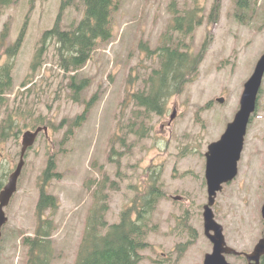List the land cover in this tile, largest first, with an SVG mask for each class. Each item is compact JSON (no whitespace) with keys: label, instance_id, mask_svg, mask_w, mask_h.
Masks as SVG:
<instances>
[{"label":"rangeland","instance_id":"rangeland-1","mask_svg":"<svg viewBox=\"0 0 264 264\" xmlns=\"http://www.w3.org/2000/svg\"><path fill=\"white\" fill-rule=\"evenodd\" d=\"M115 1L113 38L100 42L78 72L60 66L54 46L37 73L31 72V65L62 3L61 27L68 30L83 18V0L31 1V13L30 0L0 7V33L4 24L9 28L5 47L0 48V66L10 64L13 72L4 112L8 108L17 115L22 129L18 141L0 143V192L19 161L22 134L46 122L52 139L42 133L27 152L18 191L5 208L8 222L2 230L0 264H28L24 239L35 237L41 225H51L52 264H76L95 211H101L108 224L118 223L122 212L152 186L163 198L149 217V247L139 264H203L212 252L204 234L205 153L239 110L244 84L264 54V0ZM175 3L181 16L201 8L197 14L204 23L193 33L191 49L199 51L209 31L213 42L197 77L167 101L165 114L147 115L129 98L145 88L159 66L153 51L191 41L170 34ZM215 3L221 7L220 17L211 24L208 16ZM24 28L22 47L10 58L4 51ZM86 79L84 91L76 90L75 95L72 81ZM94 95L98 100L86 119L79 118ZM221 97L223 104L217 102ZM174 110L177 115L171 120ZM76 123L82 126L75 127ZM50 158L56 159L60 176L47 183L45 191L57 197L60 206L56 212L46 211L41 223L36 209ZM238 168L237 177L218 193L213 212L227 244L252 251L264 237V80ZM177 196L182 200L175 201ZM227 260L245 264L237 257Z\"/></svg>","mask_w":264,"mask_h":264},{"label":"trees","instance_id":"trees-1","mask_svg":"<svg viewBox=\"0 0 264 264\" xmlns=\"http://www.w3.org/2000/svg\"><path fill=\"white\" fill-rule=\"evenodd\" d=\"M13 3L14 0H0V7H8ZM84 3V18L70 30L61 28L64 9L62 6L54 27L42 36L41 47L37 49L32 65L34 73L42 67L43 58L52 46L57 51L58 62L64 70L78 71L90 60L100 41L109 42L112 39L111 20L112 13L117 10L116 1L84 0ZM213 12L216 13V8ZM185 19V17H176L173 28L185 33L191 32L193 24L189 21L185 24ZM200 23L199 20L197 24ZM8 29L6 26L0 35V48L8 39ZM24 33L25 28L16 42L5 50V55L14 57L17 54ZM171 46H162L154 52V54L158 53L159 68L153 71L144 89L130 95L131 102L138 109L144 110L147 115L164 113L168 99L183 91L185 85L197 73L198 66L205 55L204 49L197 55H193L182 52L179 47ZM12 87L11 65L0 66V143H5L9 139L17 140L22 130L17 115L9 113L8 108L4 112L8 105L5 94ZM72 87L82 90L85 83L74 82ZM96 98L97 96H94L91 102ZM55 170L56 160L50 158L44 172L45 183L58 176ZM161 198H163L161 190L157 186H152L147 194L137 198L130 208L122 212L119 223L109 225L101 215L97 214L90 218L78 251L76 264H139L152 231L149 217ZM58 208V198L47 194L45 186H42L37 204L41 223L45 222L41 219L46 211L56 212ZM51 237V225H41L36 238L24 239V244L29 247L28 264H52L49 246ZM262 264H264V257Z\"/></svg>","mask_w":264,"mask_h":264},{"label":"water","instance_id":"water-1","mask_svg":"<svg viewBox=\"0 0 264 264\" xmlns=\"http://www.w3.org/2000/svg\"><path fill=\"white\" fill-rule=\"evenodd\" d=\"M264 77V55L258 62L253 75L245 84V89L241 97L240 110L235 115L233 122L229 123L221 139L209 146L206 166V180L208 184L209 202L204 207L205 234L214 244L212 254L205 257L204 264H230L226 261L225 253H234L233 249L226 247L223 235V228L214 219L211 207L215 203L217 193L222 190V185L231 182L238 174V162L244 146L247 126L251 114L256 109L258 93L260 91ZM223 102V99H219ZM175 113L172 115L174 118ZM41 128L36 131H27L22 139V157L15 171L10 175L8 183L0 192V239L2 237V227L7 223L5 207L10 203L11 198L17 191L18 179L24 166V154L26 150L33 146ZM46 131V129H45ZM176 200H181L176 197ZM264 218V205L262 208ZM213 232V234L211 233ZM264 255V239L256 246L254 253L248 256L249 262L260 263V257Z\"/></svg>","mask_w":264,"mask_h":264},{"label":"flooded vegetation","instance_id":"flooded-vegetation-1","mask_svg":"<svg viewBox=\"0 0 264 264\" xmlns=\"http://www.w3.org/2000/svg\"><path fill=\"white\" fill-rule=\"evenodd\" d=\"M212 245V244H211ZM213 246V245H212ZM229 246V245H228ZM231 247V246H230ZM234 249V254H231V255H225V258L227 259V257H237V258H240V259H243L245 261V264H252L250 263L248 260H247V257L253 253V251L255 250V247L252 251H241V250H237L235 249L234 247H232ZM263 257L264 255H262L260 257V263L259 264H262L263 262Z\"/></svg>","mask_w":264,"mask_h":264},{"label":"bare ground","instance_id":"bare-ground-1","mask_svg":"<svg viewBox=\"0 0 264 264\" xmlns=\"http://www.w3.org/2000/svg\"><path fill=\"white\" fill-rule=\"evenodd\" d=\"M71 72H73V71H71Z\"/></svg>","mask_w":264,"mask_h":264}]
</instances>
